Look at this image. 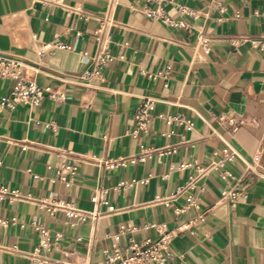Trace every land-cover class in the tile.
Returning a JSON list of instances; mask_svg holds the SVG:
<instances>
[{
  "label": "crops",
  "instance_id": "crops-1",
  "mask_svg": "<svg viewBox=\"0 0 264 264\" xmlns=\"http://www.w3.org/2000/svg\"><path fill=\"white\" fill-rule=\"evenodd\" d=\"M145 5L0 0V56L23 61L24 79L66 93L64 100L45 96L38 105L0 108V184L29 196L0 203V264H36L27 256L39 243L36 225L62 234L42 251L51 260L89 264L101 263L106 248L124 246L129 237L156 238L157 224L176 232L170 264H264V46L256 45L264 32V0L150 3L181 24L148 17ZM77 6L83 15L68 11ZM108 16L106 44L114 57L90 88L78 81L92 68L97 30ZM49 41L71 47L40 54ZM17 82L0 76V102ZM144 96L157 98L154 115L134 132ZM177 114L192 125L163 117ZM164 145L177 150L113 168L104 163ZM225 149L235 152L233 159L190 185L196 164L224 159ZM65 164L76 166L71 185L59 177L71 175ZM124 180L132 183L116 189ZM101 188L118 210L97 219L74 222L39 203L51 197L92 210L91 197ZM231 188L247 197L232 205L221 196Z\"/></svg>",
  "mask_w": 264,
  "mask_h": 264
},
{
  "label": "built area",
  "instance_id": "built-area-1",
  "mask_svg": "<svg viewBox=\"0 0 264 264\" xmlns=\"http://www.w3.org/2000/svg\"><path fill=\"white\" fill-rule=\"evenodd\" d=\"M45 4L61 3V0H36ZM154 0H146L145 13L150 18H162L165 21L173 24H181L180 21L172 20L166 17L161 7L154 8L150 3ZM179 10L184 14H190L196 16L195 11L186 5H180ZM68 11L83 15L80 6L69 8ZM111 19L109 16L101 20L100 26L97 30V52L91 56L92 68L85 70L81 75V81L79 83L95 88L97 84L93 81L100 80L102 78V69L113 59V54L110 52L108 45L106 44L107 27L110 25ZM208 37L202 35L200 41L204 44H208ZM256 45L264 46V32L260 35V38L256 41ZM53 47H59L68 49L71 46L63 42H44L40 47V54L46 53ZM26 67V64L17 59H13L6 56H0V76L7 78L17 79V84L11 89L9 95L2 98L0 102V108L2 107H13L19 102H23L29 106L38 105L45 96H49L56 100H64L66 93L59 91L51 86H40L34 81L24 79L22 76V68ZM157 102V98L144 96L141 102L138 104L134 118L136 120L137 132L139 129H146L150 118L154 115V109ZM167 123H178L187 124L189 127L192 125V121L183 115L174 116H163ZM171 133V132H170ZM177 146L175 145H164L158 148H147L143 147L142 151L134 157L130 158H112L105 160L107 167L113 168L118 165H125L127 162H136L138 160L144 161L147 157H150L153 153L159 155H167L176 152ZM224 159L212 160L207 166L196 164L199 171L198 175L192 180L190 185H193L195 181L202 177L212 166H223L225 159L232 160L235 152H227L223 150ZM187 164H180L181 168L186 167ZM63 168L69 169L71 175L69 177L59 174V177L67 184L71 185L76 177V166L71 164H65ZM248 168H252L249 166ZM228 175H232L231 172L225 171ZM260 174V173H259ZM264 176V173H261ZM36 176V175H35ZM132 182L124 180L120 182L116 189L125 188ZM185 190H187L185 188ZM108 190L105 188L99 189L92 197L91 201L94 204L92 210H87L78 207L73 202L64 199H52L43 198L39 200L42 207L46 208L50 213H54L58 210L63 211L71 220L75 221H86L88 219H97L100 216L108 213H113L118 208L108 199ZM222 198L228 199L232 205H236L238 202L244 200L247 197V193L244 190L231 188L221 190ZM28 198L29 196L24 195L17 188H11L5 184H0V203L2 200L7 198ZM189 202H192V197H188ZM6 222V221H4ZM39 234V243L33 251L28 252V258L36 264H61L59 262L51 260V258L42 253L43 250H49L53 243H58L62 239V234L57 233L53 235L46 227L36 225ZM124 231H133L134 227L123 226ZM156 230L158 236L156 238L145 237L136 239L129 237L124 246H120L114 243L111 247L106 248L103 254V261L90 262L89 264H170L173 259V252L171 248V240L176 234L174 230H169L165 224H157ZM119 238V235L115 237Z\"/></svg>",
  "mask_w": 264,
  "mask_h": 264
}]
</instances>
